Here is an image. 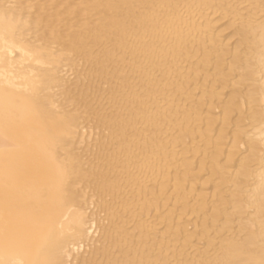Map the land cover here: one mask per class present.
<instances>
[{"label":"bare ground","instance_id":"1","mask_svg":"<svg viewBox=\"0 0 264 264\" xmlns=\"http://www.w3.org/2000/svg\"><path fill=\"white\" fill-rule=\"evenodd\" d=\"M30 1L0 0V264H264V0L242 25L248 61L222 45L205 11L252 0H60L67 15L51 17ZM65 20L72 43L56 25ZM97 41L109 55L98 93L114 86L120 117L90 113L115 144L104 150L83 126L88 111L67 110L73 73L93 90ZM243 117L258 122L253 133L231 134ZM188 154L193 164L179 158ZM195 236L207 243L199 256Z\"/></svg>","mask_w":264,"mask_h":264},{"label":"rangeland","instance_id":"2","mask_svg":"<svg viewBox=\"0 0 264 264\" xmlns=\"http://www.w3.org/2000/svg\"><path fill=\"white\" fill-rule=\"evenodd\" d=\"M22 1H24V3L26 2V4L28 3L29 4V2H31L30 0H29V2H28V0H22ZM32 1H34V3L33 4H37L38 3V5H43V7H46L44 10H43V12H45V13H43L44 15L43 16H49V17H51L52 15H55L56 16V14L57 13H60V12H58L59 11V9H61L60 11H62V10H65V4L63 5L61 2H60V0H50L51 2H53V3H51V5L50 6H48L49 4H50V1L49 0H32ZM48 1H49V4L47 5V3H48ZM72 0H70V2H71ZM80 0H73L72 2H79ZM81 1H86V0H81ZM253 1L254 0H252V1H250L249 3H248V5H244V6H239L240 8H241V10L240 11H230V10H228L229 12H231V14L230 15H225V14H227V12L228 11H226V10H224L223 12L222 11H220L219 9H212V10H208V11H205V13L206 14H209V16H210V18H212L213 20H215L214 22L215 23H213V25H212V33L213 34H216V38L218 37V36H220L221 35V38H222V40H224L223 41V43L224 44H222V45H224V47H226L227 49H228V51H231V52H235V50H237V51H241V53H240V56H243L244 57V61H248L249 59L247 58V57H245L246 55H248L249 54V52H250V46H249V44H247V43H243V41H244V34H243V32H242V25H243V22H244V18L250 13V11L253 9V7H251L250 9H249V7L253 4ZM261 1V0H260ZM58 2V3H57ZM40 3V4H39ZM56 3H57V6H56ZM61 3V4H60ZM64 3H65V1H64ZM66 3H69L68 1L66 2ZM73 3V4H74ZM67 5V4H66ZM55 6H56V8H55ZM258 7L260 6V5H257ZM54 7V8H53ZM244 8V9H243ZM246 9V10H245ZM217 10H219V11H217ZM40 11V10H39ZM35 12H36V10L34 11L33 10V13L35 14ZM65 12V11H64ZM63 11H62V13L64 14V15H67V13L65 14ZM252 12H254V11H252ZM85 13H89L88 11H86ZM40 13L39 12H37L36 13V15H39ZM111 14H112V12H111ZM254 14V13H253ZM252 14V15H253ZM263 14V13H262ZM261 14V15H262ZM74 15V14H73ZM252 15H248V17H251ZM264 15V14H263ZM54 16V17H55ZM225 16H227V17H225ZM75 17H76V15H75ZM70 19L72 20H74V22L77 20V19H75L74 17H70ZM91 18H89V20H90ZM69 20V19H68ZM68 20H65L64 21V23H61V24H58V23H56V25H59L60 26V28H62L64 31H65V34H67V35H69L66 39H67V41L69 42V43H72L71 42V38H72V36H74V34H76V28H74V29H67V25H69L68 23H71L70 21L69 22H67ZM72 20V21H73ZM95 20V19H94ZM97 22H98V20H97ZM210 23V22H209ZM208 23V24H209ZM83 30H84V27L82 28ZM46 30H48L49 31V29L46 27ZM44 32V31H43ZM220 38V39H221ZM219 41H221V40H219ZM74 43V42H73ZM220 43V42H219ZM101 43L100 42H98L97 41V43L96 42H91L90 43V47L91 46H93V45H97V48L95 49L94 48V50L91 52V54H90V56L88 57V58H90V59H94V61H95V64L93 65V69H94V71H93V69H91V71H93L94 73H96V74H93V79H95V83H91L92 85V87H93V90H90L91 92H89L87 89V87H88V85L90 84V83H88L87 81L85 82V81H83V80H80V77H81V75L79 76V74L77 73H75V75H74V73H73V75H71V77H70V81L72 82V83H70V81H69V84H71V87H70V85L68 84V89L70 90V88H71V90H70V97H71V99L73 100H71L70 98H69V103H67L68 104V106H69V108L67 109V110H71V113H73V112H75V110L76 109H74V107H79L80 108V105H82L81 107H83V110L84 109H86L87 111H88V113L85 115L87 118L89 117L90 118V113L91 114H93L94 112V115H96L97 114V112H98V114H97V119H100L101 120V118H102V120H106V119H109V118H111L112 116V118H116V119H119L120 117H118L117 116V113H116V110H115V108H114V104H113V101H110V98L112 97V94H113V92L115 91V88H114V86H112V85H106L107 86V90H106V92L109 94V96H107V97H105L103 100L100 98L101 96H99L100 95V93H98L99 92V89H100V92H101V83H102V80L103 79H101V77H99L100 76V74H99V72H100V70L102 69V66H103V64H104V62H106L107 60H108V57H109V55H108V49H107V47H102V45H100ZM211 49L210 50H216V48H217V51H219L218 50V46H219V44L218 43H212L211 45ZM240 47V48H239ZM233 49H235V50H233ZM239 49V50H238ZM216 51V52H217ZM230 52V53H231ZM221 53H223V52H221ZM218 55V54H217ZM219 55H220V53H219ZM229 56H226L224 59L225 60H229L228 62H231L232 60H233V58H228ZM205 57H202V58H198L197 60H196V62H197V67L198 68H201L202 70L204 69V67L200 64V62L199 61H203V59H204ZM80 59V58H79ZM78 59V60H79ZM218 60V58L216 57L213 61H212V63H216V61ZM192 62H194V61H192ZM199 63V64H198ZM242 63V62H241ZM111 64V63H110ZM185 67H187V64H185L184 65ZM221 67V66H220ZM223 67V66H222ZM221 67V69H225L224 70V72H228L229 70H227L226 68H222ZM225 67V66H224ZM81 70L82 69H80V72H81ZM92 72V73H93ZM202 72H204V71H202ZM133 72H125L124 74V76H128V77H132L133 75H134V73L132 74ZM119 75H121L120 73H119ZM83 77V76H82ZM238 77V74H236V76H233L232 78H230V79H234L235 81L238 79L237 78ZM237 78V79H236ZM198 83V82H197ZM74 84V85H73ZM201 85V84H200ZM219 84H217L216 86H218ZM142 87H144L145 89H146V86H145V83L144 84H142ZM87 88V89H86ZM194 88V86L192 87V89ZM197 88H199V86L197 87ZM195 89V91H194V93L193 94H195L194 95V97H196V98H192V101H198L197 102V104H199V100L202 98V92L203 91H201L200 90V88L199 89ZM76 89V90H75ZM72 90H73V92H75V93H72ZM75 90V91H74ZM217 91L218 92H221L222 90H221V87H218V89H217ZM216 91V92H217ZM229 91H227V90H224V93L223 94H225V96H228V95H231V94H229L228 93ZM246 92V91H245ZM97 93V94H96ZM73 94V95H72ZM228 94V95H227ZM95 95L96 96H98L97 98L95 97ZM72 96H76V97H72ZM104 96H102V98H103ZM90 98V99H89ZM93 99H95V100H93ZM99 99H101V101L99 100ZM195 99V100H194ZM94 102H93V101ZM205 100V99H204ZM207 100V99H206ZM205 100V101H206ZM95 101H97V103H95ZM208 101V100H207ZM74 102V103H73ZM78 102V103H77ZM90 102L92 103V104H90ZM216 103H218V102H216ZM72 105V106H70V105ZM74 104V105H73ZM77 104H79L78 106H77ZM254 104V103H253ZM76 105V106H75ZM67 106V107H68ZM71 107V108H70ZM91 107H93V108H91ZM204 108V107H203ZM256 108V107H255ZM72 109H74V110H72ZM82 109V108H81ZM96 109H97V111H96ZM208 109V108H207ZM206 109V107H205V109H203V110H207ZM258 109H260V108H258ZM258 109H256L257 111H260V110H258ZM100 110V111H99ZM218 110V111H217ZM217 110H214V113L212 114V117H214V118H219V119H221V116H222V112H223V110L220 108V109H217ZM90 111V112H89ZM216 111V112H215ZM93 112V113H92ZM88 115V116H87ZM101 115V116H100ZM205 116H207L208 115V113H205L204 114ZM211 114H209V116H210ZM204 116V117H205ZM217 116V117H216ZM239 115L238 114H235V115H233L232 116V122L234 121V120H236L237 121V119L239 120V118H237ZM245 116L247 117V116H250V112L248 113L247 112V114H245ZM240 117V116H239ZM92 118V117H91ZM90 118V120H91V122L88 120V119H86V121H88V122H86L85 121V125H83V126H85L86 128L87 127H91L90 129H92V130H94L95 131V129H96V127L98 128V125L96 124V123H94V122H96V120L93 122V118L91 119ZM244 118V117H243ZM218 119V120H219ZM241 120V122L240 121H238V123H239V125H237V124H235V123H233L234 124V126L233 125H231V127L229 128V129H231V130H229V131H231V134H233V133H235L236 134V132H234V131H237L238 132V136H239V134L241 133L240 131L241 130H243V132L240 134L242 137H243V135L244 136H250L252 133H253V127H254V122H252L253 120L251 119V120H249V118H244V119H242V118H240ZM248 119V120H247ZM245 120V121H244ZM231 122V123H232ZM87 123V124H86ZM206 123V122H205ZM256 124L258 123V122H255ZM89 124V125H88ZM244 124V125H243ZM221 123H219V125L217 126V130H218V127H219V130H220V128L222 129V127L224 126V125H222ZM237 125V126H236ZM242 126V127H241ZM224 128V127H223ZM236 130H235V129ZM145 129H147V128H145ZM239 129H241L240 131H239ZM96 131L99 133L100 132V130L99 129H96ZM106 131H108V129L106 130ZM105 131V132H106ZM110 131V130H109ZM102 132V131H101ZM101 132L99 133V134H97V138H100V144H101V146H100V144H96L97 143V141L96 142H92L91 144H93V147L95 146L96 148L95 149H97V150H102V148H103V150L104 149H106V147H109V145L112 147V146H115V144L114 143H111L110 144V142H108V141H110V140H108V138H105V139H107L108 141H106L105 139H104V133L103 134H101ZM233 132V133H232ZM245 132V133H244ZM108 133V132H107ZM100 135V136H99ZM234 135V134H233ZM237 135V134H236ZM103 137V138H102ZM101 139H103V140H101ZM245 139L246 138H244L243 139V141H245ZM241 141V140H240ZM102 142H104L103 144H102ZM107 142V143H106ZM105 145H107V146H105ZM232 144H230L229 145V147L231 146ZM97 146H99V147H97ZM103 146V147H102ZM244 146H246L245 144L244 145H242L240 148H238V149H240L241 151H246V148L244 147ZM100 148V149H99ZM96 150V151H97ZM213 151V150H212ZM113 151H111L110 153H112ZM246 153H248V152H244L242 155H241V157H245L244 156V154H246ZM103 155V157L104 158H106V160H105V163L107 162V156H108V154L107 155H105V154H102ZM247 155V154H246ZM180 159H185V158H190L189 160H191V156L188 154V157H187V155H181L180 157H179ZM223 158V159H222ZM221 158V160H223V161H225L226 159H224V157H222ZM97 162V161H96ZM185 162V161H184ZM190 163H194L195 162V160H191V161H189ZM232 170V169H231ZM196 171H198V170H195L194 172H191L190 174L191 175H193L194 177H199V178H204L203 176H204V174L203 173H198V172H196ZM203 180V179H202ZM225 187H223V188H221V192H222V190L224 189ZM171 193V192H170ZM203 195H205V193L203 194ZM223 196H225L226 198L228 197V196H226L225 194L223 195ZM227 199H230V198H227ZM109 203V202H108ZM166 203H168V205L170 206V207H173V204H172V202L171 201H167ZM165 203V205H167ZM167 205V207L165 206L164 208H166V209H164V208H162V210L164 211H162L161 210V212H159L158 213V215H161L162 213H165L166 212V210L168 209V208H170L169 206ZM136 214V213H135ZM135 214H133V215H135ZM210 213H208V215H209ZM195 217H197L196 216V214H194V215H191V216H188L186 219H194ZM202 218H207L206 217V215H202ZM156 220V218L153 220H151V221H155ZM150 221V222H151ZM205 221V220H204ZM204 221H202V222H204ZM131 226H132V224H130ZM116 226V225H115ZM223 225H221V224H219V226L217 227V230H222L223 229V227H222ZM130 227V226H129ZM161 228V230H163V227L161 226L160 227ZM194 227H192V226H190L189 227V229H191L192 231H194V230H196V228H194ZM194 241H195V244H194V246H196L195 248H192L193 250H191L192 252H198L199 250H200V248H202L203 250H206V246H207V243H206V241H204V240H202V239H199V237L198 236H195V238H194ZM109 244V245H108ZM115 244L113 243H109V242H107V245L106 246H108L109 248H111V247H113ZM107 247V248H108ZM113 252H114V250H113ZM115 252H117L116 250H115ZM114 252V253H115ZM103 254V252L102 251H99V254L97 255V256H99V257H97V259L98 258H100V259H98V261L99 262H105L106 260H107V258H105V257H102L101 255ZM201 254V252H198L197 254H195V255H197V256H199ZM116 255H118V254H114L113 255V257H111L112 259L113 258H116L117 256ZM102 258H103V261H102Z\"/></svg>","mask_w":264,"mask_h":264}]
</instances>
